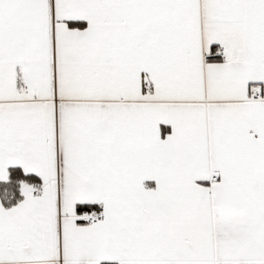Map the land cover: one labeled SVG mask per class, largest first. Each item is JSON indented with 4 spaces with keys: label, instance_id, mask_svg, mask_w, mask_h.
I'll return each mask as SVG.
<instances>
[{
    "label": "snow or ice",
    "instance_id": "snow-or-ice-1",
    "mask_svg": "<svg viewBox=\"0 0 264 264\" xmlns=\"http://www.w3.org/2000/svg\"><path fill=\"white\" fill-rule=\"evenodd\" d=\"M0 264H264V0H0Z\"/></svg>",
    "mask_w": 264,
    "mask_h": 264
},
{
    "label": "trees",
    "instance_id": "trees-1",
    "mask_svg": "<svg viewBox=\"0 0 264 264\" xmlns=\"http://www.w3.org/2000/svg\"><path fill=\"white\" fill-rule=\"evenodd\" d=\"M20 175V172L19 170H17L15 173H14V176L18 177Z\"/></svg>",
    "mask_w": 264,
    "mask_h": 264
}]
</instances>
